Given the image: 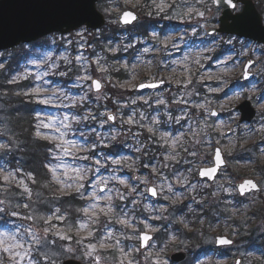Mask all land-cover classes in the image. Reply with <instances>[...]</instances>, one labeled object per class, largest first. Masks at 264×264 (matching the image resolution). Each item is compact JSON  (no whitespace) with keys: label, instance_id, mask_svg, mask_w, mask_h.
Instances as JSON below:
<instances>
[{"label":"rangeland","instance_id":"rangeland-1","mask_svg":"<svg viewBox=\"0 0 264 264\" xmlns=\"http://www.w3.org/2000/svg\"><path fill=\"white\" fill-rule=\"evenodd\" d=\"M106 1L100 11L108 21L122 6L136 11L144 7L146 14L155 12L163 18L158 24L163 30L126 39L132 31L81 27L23 44L24 61L9 78L28 79V94L41 106L34 114V133L51 144L50 180L59 193L77 194L85 204L80 208V220L72 222L56 210H15L10 199L13 194L0 193V208L4 209L0 233L7 234L0 245V264H45L49 259L50 264H61L69 257L84 264H173L169 255L183 249L167 251L161 243L163 232L156 233L163 223L176 221L169 241L189 247L197 224L208 229L204 211L210 198L217 207L223 203L241 224L246 219L252 223L245 225L240 236L219 225L211 233L198 232L197 254L204 245L213 248L216 234L240 238L233 246L195 258L191 264H233L237 256L241 264H264V248L246 240L251 225L255 224V237L264 232V212L258 217L251 213L264 200V45L233 35H208L206 30L217 26L220 15L210 0ZM253 1L264 22V0ZM9 54L0 52V68ZM249 58L254 60L250 68L253 78L244 81L242 68ZM113 70L120 76L112 75ZM94 77L101 82L99 92L92 91ZM157 80L164 81L157 90H135L141 82ZM115 86L135 93L113 100V109L108 97ZM244 99L257 112L249 124L238 123L234 109ZM213 109L217 116H210ZM109 113L112 122L107 119ZM12 135L0 111V188L16 187L31 199L36 194L31 193L28 175L4 157V151L13 149ZM112 144L118 146L110 149ZM216 144L239 169L260 181L259 192L238 198L230 169L228 173L222 170L211 184L197 178L198 168L210 164ZM249 144L255 148L252 156L239 160L236 152L248 149ZM152 151L155 153L150 154ZM149 185L156 187L157 198L147 193ZM25 205L21 208L26 209ZM141 231L154 235V241L142 251L138 247ZM57 242H61L59 247Z\"/></svg>","mask_w":264,"mask_h":264},{"label":"trees","instance_id":"trees-1","mask_svg":"<svg viewBox=\"0 0 264 264\" xmlns=\"http://www.w3.org/2000/svg\"><path fill=\"white\" fill-rule=\"evenodd\" d=\"M106 0H99L98 7L103 9L106 6ZM139 13L142 15V22L138 25L140 29V33L146 34L149 28H157L158 23L160 21V15L156 17V13L152 12V14H146V8L138 7ZM117 26L114 25V28ZM116 34V32H113ZM24 45H19L17 48L6 50L5 53H10L9 57L6 59L3 67L0 68V106L1 113L3 114L4 120L7 121L10 129V133H12V142L13 145L12 151H4V157L6 161L16 169L21 170L22 174H26V176L30 180V188L31 193L36 194V196L32 195L31 199L25 198V193L21 192L20 189L16 187H12L10 189L0 188V193H10L13 194V197L10 198L14 202V209L24 212L28 209L36 213H46L53 210H58V214L62 217L64 214L67 215L70 221L74 222V220H80L82 217V213L80 212L81 206L84 204L83 201L76 197L77 194L63 195L59 193L57 186L52 183L50 180V172L47 168L48 163L51 160V144L45 140H41L35 136V117L39 106L34 103L30 94H28V86L30 81L28 79H19L18 81H11L9 78V74L13 72H17L18 67L23 63L24 58L26 56ZM124 55H128L126 52ZM122 56V54L120 55ZM119 56V57H120ZM116 59L117 57L112 56V59ZM111 74L117 77L120 76V73L117 71H111ZM134 92L131 90H122L121 87L115 86L111 87L109 91V99L108 104L111 105L113 109H115V105L112 103L113 100L121 101L124 99V96H131ZM106 99V100H107ZM127 112V111H126ZM10 135V134H9ZM211 136V134H208ZM118 145L112 144L110 149H114ZM255 151L254 145L249 144L248 149H244L242 147L239 149L236 154L239 157V160H245L252 156L251 152ZM229 162V167L226 169L227 171L230 169L232 172V178L234 180H238L242 177L252 176L250 174L244 173L243 169H239V165L237 162H233L232 159L227 155ZM232 160V161H231ZM34 197V198H33ZM31 200V201H28ZM215 200L210 198V205L205 206L206 210L204 211L207 216L206 222L208 229H203L199 224H197L193 233L191 234V242L190 246L186 248L180 247L179 245H174L170 239V234L173 233V227L176 223L173 222L172 225L170 223H163L164 226H161V230L156 233L159 234L163 232V240L161 241L162 245L166 248V250H175V249H183L187 251V258L181 264L192 263L194 259H198V254L195 253L194 246H196L197 242L196 237H198V232H206L211 233L212 230L219 225L220 227L229 228L230 232L234 230L237 235L240 236V231L245 228V225H250L252 221L250 219H246L242 224L237 219V215H232L228 211L227 208L224 207L223 203H218V207L214 203ZM23 204H26V209H22ZM118 205V203H117ZM253 212L257 213L258 216H262V212H264V200H262L259 204L256 205ZM250 213V214H251ZM248 215L249 218H252ZM66 218V216H65ZM253 219V218H252ZM212 222L215 223V226L212 225ZM254 225H251L249 229H246L247 242L255 243L258 242L261 244L260 246L264 248V232L259 236H254L253 228ZM141 228V227H140ZM168 236H166V234ZM158 237V248L160 247L159 241L160 237ZM238 237V236H237ZM240 237L237 239L239 240ZM61 242L55 243L57 247ZM199 243V242H198ZM258 245V244H257ZM211 245L207 244L206 246H202L199 248L198 252H200L204 257L210 256L212 252L219 253L221 249L210 248ZM168 255V254H167ZM193 260V261H192ZM51 260L45 262V264H50Z\"/></svg>","mask_w":264,"mask_h":264},{"label":"water","instance_id":"water-1","mask_svg":"<svg viewBox=\"0 0 264 264\" xmlns=\"http://www.w3.org/2000/svg\"><path fill=\"white\" fill-rule=\"evenodd\" d=\"M97 0H0V51L17 46L20 43H28L40 37H43L52 32L60 34L68 33L72 30L85 26L90 29H98L105 23L102 13L96 7ZM214 7L221 8V15L218 19V27L208 29V33H225L233 34L240 38L250 39L252 41L264 45V25L259 12L256 10L251 0H233V3H241L242 9L240 12L233 13V9L227 0H212ZM125 13H131L135 19L129 23L124 22ZM139 19V15L129 9L121 11L117 22L121 25L131 24ZM253 64V60L249 59L243 67L242 78L249 80L252 78V73L249 68ZM246 74V75H245ZM100 84V88L95 87V83ZM162 81L145 82L137 85L138 90L145 88H156ZM141 84H154L155 87H140ZM91 86L93 91L101 89V83L97 79H92ZM239 111V122L249 123L253 120L256 111L250 101L244 100L236 106ZM213 115L216 112L213 111ZM112 115H108L109 117ZM112 120V119H111ZM219 154V156H217ZM212 164L206 167H200L198 170V178L206 179L208 182H213L220 169L225 167L226 161L220 147L215 146L212 151ZM215 169L211 175H203L202 173L209 169ZM247 181H252L255 187L247 186L243 191L240 189L241 184ZM236 190L240 195L255 192L259 190V185L253 178H244L235 185ZM156 189L153 186L148 187V194H152V190ZM101 191L103 188L101 187ZM148 235L152 239V234L141 232L139 234L140 249L146 247L142 241V236ZM220 239H227L229 244H220ZM232 240L225 235H216L215 243L219 245H231ZM186 254L182 251L174 252L170 255V259L174 262H180L185 258ZM241 259L237 257L234 264H240ZM61 264H82L76 259H65Z\"/></svg>","mask_w":264,"mask_h":264},{"label":"snow or ice","instance_id":"snow-or-ice-1","mask_svg":"<svg viewBox=\"0 0 264 264\" xmlns=\"http://www.w3.org/2000/svg\"><path fill=\"white\" fill-rule=\"evenodd\" d=\"M214 2H215V0H214ZM227 3H228L232 8H234V9H235L236 6H237L235 3H233V0H227ZM199 15L203 16V13H199ZM134 19H135V17H134L131 13H125V16H124V22H125V23H129V22H131V20H134ZM77 35H82V33H77ZM245 75H246V74H245ZM146 86H147V87H155L156 85H154V84H149V85L141 84V85H140V87H146ZM95 87H96L97 89H99V88H100V84H99L98 82H96V83H95ZM41 102H43V103H47L48 101H47V100H42ZM65 119H67V117H65ZM109 119H114V118L110 116ZM65 127H69V125H65ZM57 131H59V129H57ZM150 131H151V130H150ZM38 135H39V134H38ZM61 135H63V133H61ZM217 156H219V154H217ZM84 158L87 159V157H84ZM97 163H98V162H97ZM117 163H118V162H117ZM214 171H215V169L213 168V169L206 170V171L203 172L202 174L208 176V175H211ZM85 175H86V173H85ZM79 178H80V179H84V176H80ZM4 179L7 180L8 177L5 176ZM121 183H123V181H121ZM82 186H83V185H80V187H82ZM247 186L255 187V185L252 184V181H247L245 184H241V185H240V189H241V191H243V190L245 189V187H247ZM26 191H27V189H26ZM77 191H79V189H77ZM152 194H153V195L156 194V192H155L154 189L152 190ZM25 207H27V205H25ZM3 211H4V209H3V208H0V212H3ZM57 211H58V210H57ZM85 211H87V210H85ZM12 215H17V213L13 212ZM121 223H124V221H121ZM46 231H47V229H46ZM6 235H7V234L0 233V245H3V244L6 242ZM10 239L15 240V237L12 236V237H10ZM150 239H151V237H149L148 235H143V236H142V241H143L145 244H146L147 241H149ZM36 242L39 243L38 240H37ZM78 242H79V241H78ZM219 243H220V244H229L230 241L227 240V239H220V240H219ZM17 247H22V245H17ZM10 250H11L10 248H5V249H4V251H10ZM17 255H19V253H17Z\"/></svg>","mask_w":264,"mask_h":264},{"label":"flooded vegetation","instance_id":"flooded-vegetation-1","mask_svg":"<svg viewBox=\"0 0 264 264\" xmlns=\"http://www.w3.org/2000/svg\"><path fill=\"white\" fill-rule=\"evenodd\" d=\"M134 33H135V32L132 31V32L130 33V37H131L132 35H134ZM157 197H158V193H157ZM157 197H156V198H157ZM143 228H144V227H143ZM141 232H143V231H141ZM153 237H154V235L152 234V239L147 243V245H146V247H145L144 249H141V251H142V250H145V249L148 247L149 243H151L152 241H154ZM155 241H156V240H155ZM138 245H139V240H138Z\"/></svg>","mask_w":264,"mask_h":264}]
</instances>
